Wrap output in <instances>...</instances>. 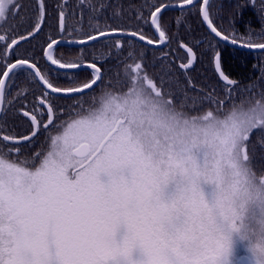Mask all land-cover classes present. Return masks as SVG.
I'll return each instance as SVG.
<instances>
[{
	"label": "snow or ice",
	"instance_id": "1",
	"mask_svg": "<svg viewBox=\"0 0 264 264\" xmlns=\"http://www.w3.org/2000/svg\"><path fill=\"white\" fill-rule=\"evenodd\" d=\"M170 7L204 28L221 94L187 76L197 55L183 40L178 69L163 51L151 63L145 51L121 58L125 43L166 46ZM22 8L0 0V264H264V92L237 103L253 86L240 89L216 50L224 42L264 51V0H237L243 30L233 13L227 29L218 25L222 9L213 12L210 0H145L126 9L107 0L71 7L57 0L50 9L34 0L26 16ZM174 23L193 32L187 17ZM45 27L43 42L32 44ZM100 42L115 49L107 69L101 65L112 53L104 61L55 55L63 44L83 50ZM157 63L158 72L147 71ZM18 79L39 90L30 110L17 107L26 100L19 90L7 101L26 133L6 130L5 102Z\"/></svg>",
	"mask_w": 264,
	"mask_h": 264
},
{
	"label": "trees",
	"instance_id": "2",
	"mask_svg": "<svg viewBox=\"0 0 264 264\" xmlns=\"http://www.w3.org/2000/svg\"><path fill=\"white\" fill-rule=\"evenodd\" d=\"M137 1L140 3L137 4ZM174 1V0H171ZM177 1V0H176ZM57 0H46V3L49 5V8L51 9L52 6L55 5ZM107 2L111 3L110 0H107ZM145 0H125L123 2V6L126 9L128 7L129 3H132L136 6H140L144 4ZM240 2H243V0H240ZM19 3L23 5V8L21 10V15L26 16L31 14V5L34 3V0H19ZM71 4H75L76 0H71ZM237 3V0H221L217 2L212 1L211 5L214 8H219L222 9L220 12V15L222 16V19H217V23L220 24L223 28L227 29L228 28V19H229V13H233L237 15V20H236V26L237 28L242 29V21L239 19V14L236 13L234 5ZM72 6V5H71ZM79 11V10H77ZM113 8H107L103 10L100 20L101 23H103V20L106 16H110L112 14ZM125 15L127 13L125 12ZM188 15V12H186V15L184 17L188 18L189 23L191 24V27L194 25L193 32L189 34L187 31V26L180 27L177 29L175 25V20L178 18L177 12L176 11H167L163 13V23L165 26L171 25L170 27H167V33L169 40L166 43V46L161 49L157 50L154 48L147 47V49L144 48V45L139 44V43H133V44H124V52L120 54L122 59H125L127 57V54L129 51H132L135 53L133 59L138 58L139 53L142 51L146 52V60L145 63H151L154 57H159L161 54V51L169 53V60H175V67L178 69L177 64L181 62L186 61V57L179 51L177 45L183 40L185 43L188 45L191 43L188 41V36L190 35H195L196 37L202 38V35L204 33H200V30L202 32L203 28L200 26L198 23V19H190ZM244 17L247 19L248 16L251 15L250 12L245 11L244 12ZM182 17V18H184ZM10 19V18H9ZM78 19V15L76 18L69 17L68 19V24L69 25H74L76 23V20ZM13 20V19H12ZM192 21L194 23H192ZM85 23H87V10H85ZM49 28L45 27L44 33H42L37 39L32 40L31 42L34 43H42L43 40L46 37V34L49 32ZM147 36H150L151 33L147 32L145 33ZM78 35V34H76ZM255 42L259 43L260 40L256 39L254 37ZM202 46L196 45V41H193V46L196 45L198 48L196 53H197V61L195 63V67L190 70L189 73H187V76H189L192 81L194 82L195 86L197 88H205L206 91H211L213 88H215L217 94H221L224 89H223V84L221 81L218 79L217 75L215 74V71L213 69V64L211 63L210 57L213 54L212 50L209 49L208 44L209 40L207 38ZM215 44V41L212 42ZM37 44V45H38ZM99 44L94 45V47H85L83 50L81 48H70V47H57L55 49V55L58 57H63L64 59H75L77 57L83 56L86 59H92L93 54L95 57L99 55V52L97 49H99ZM217 51L222 52V67L223 70L225 71L226 74L230 76V78L235 79L239 82V88L244 89L246 86H253L252 87V92L251 94L247 92H241L239 95H237L234 99L237 103L241 99H258L260 98V93L264 92V79H261V77H264V56L262 53L258 52H246L242 50H237V49H231L229 47L223 46L219 43V45L216 47ZM103 51V50H102ZM110 53L113 54V59L108 60L106 62V65L104 69L109 68L115 59V50L111 51ZM109 53V54H110ZM109 54H104L102 57L104 58L105 55L108 56ZM125 62L130 63L131 61L126 60ZM147 71L150 73L158 72L159 71V63H157L156 67H148ZM86 75V73L81 72L80 73V78H83ZM109 75H115V72L113 71L112 73H106L105 78H104V83L106 84L108 82ZM180 80H184V76L181 75ZM18 82V80H17ZM16 82V84H17ZM20 85V83H19ZM13 87L11 92L7 94L6 102H5V109L7 110V121H8V128L6 129L7 131H11L14 133H26V130L28 128V124L24 123L19 117L14 115V112L11 108H8L7 106V101H10L17 95V91L19 90L22 93H26V100H17L16 104L17 107L22 104V103H28L29 104V110L31 108V105L34 103L32 96L35 94V96H38L39 91L36 86L32 87V84L30 85V88H22V87ZM103 86V85H102ZM180 87L183 88L184 84L181 83ZM100 88L96 89V93H99ZM189 95H194V93L189 92ZM86 101H90L91 99V94L88 96H85L83 98ZM57 105H67L70 103V101H67L62 98H58L57 101L55 102ZM230 106V105H229ZM87 107V105H85ZM205 110H207V106H205ZM193 115L197 114L195 112L192 113ZM259 133H257V136L254 137L256 139L258 137Z\"/></svg>",
	"mask_w": 264,
	"mask_h": 264
},
{
	"label": "flooded vegetation",
	"instance_id": "3",
	"mask_svg": "<svg viewBox=\"0 0 264 264\" xmlns=\"http://www.w3.org/2000/svg\"><path fill=\"white\" fill-rule=\"evenodd\" d=\"M111 1V4L113 5V6H118V5H122L123 4V2L125 1V0H110ZM212 1H214V2H217L218 3V1H221V0H210V3H212ZM227 1V0H226ZM71 2V0H69V4H70V7H71V5H73V4H71L70 3ZM160 2H163V3H168V4H172V5H178V2H179V0H174V1H171V0H150V2L149 3H160ZM138 3H140V1L138 2ZM212 6V5H211ZM217 10V8H214V7H212V11L213 12H215ZM145 11H147V9H145ZM176 12H177V16L178 17H180V18H182V17H184L185 15H186V12H183V11H181L180 9H178V10H175ZM187 16H189V14L187 15ZM194 16V17H193ZM191 15V16H189L190 17V19H192V17H193V19H196V16L195 15ZM18 21H19V17L16 19V20H12L11 18L8 20V22H7V24L8 25H15V24H17L18 23ZM192 23H194L193 21H192ZM218 24V23H217ZM218 25H220V24H218ZM5 27H7V25H5ZM203 28V27H202ZM192 29H194V25H193V27H192ZM20 31H23V29H20ZM205 32V30H204V28H203V30H202V32H201V30H200V33H204ZM195 36V35H194ZM150 38H154L155 39V37H152V35H150L149 36ZM202 39L204 40V42L203 43H201V44H198L197 42H196V45H199V46H202L205 42H207L206 40H207V38H206V36L205 35H202ZM188 41H190L191 43L189 44V46H192V47H194V50H195V52L197 51V47H196V45L195 46H193V41H196V39H193V35H190V36H188ZM32 44H38V43H35V41H34V43L33 42H31ZM111 43H113V42H109V45L111 44ZM97 44H99V45H101V46H99V49H97L98 51H100L99 52V55H97L96 56V59H97V61H104L105 60V58L106 57H108V56H106L105 55V57L103 58L102 56L104 55V54H109L111 51H114L115 49L114 48H111L110 46H106L105 44H104V42H100V43H97ZM96 44V45H97ZM221 45H223L224 46V44H222V43H220ZM155 45H158V44H155ZM179 45H180V43L177 45V47H178V49H179V51L186 57V53L179 47ZM26 47L27 46H29V45H25ZM160 46V45H159ZM60 47H64V48H66L67 47V44H64V45H62V46H60ZM165 46H163L162 48H160V49H158V50H161V49H163ZM232 49V48H231ZM103 50V51H102ZM196 55H197V53H196ZM262 55L264 56V52L262 53ZM186 62V61H185ZM178 64H180V63H178ZM177 64V65H178ZM105 65H106V63H103L102 65H101V67H102V69H104V67H105ZM19 83H20V85H19ZM18 85H19V87H22V88H30V85L31 84H29V83H26L25 81H23L22 79H18V82H17V84H16V87H18ZM32 87H34V85H32ZM97 89H99V88H97ZM38 93V95H39V91H37ZM35 96V94L32 96V98ZM56 101H57V99H56ZM55 101V102H56ZM33 102H35V100L33 99Z\"/></svg>",
	"mask_w": 264,
	"mask_h": 264
},
{
	"label": "water",
	"instance_id": "4",
	"mask_svg": "<svg viewBox=\"0 0 264 264\" xmlns=\"http://www.w3.org/2000/svg\"><path fill=\"white\" fill-rule=\"evenodd\" d=\"M179 9V7H170L168 10H178ZM138 39V38H137ZM140 43H146V42H140ZM223 44H225V45H227V46H229V47H231V48H235V49H239V50H244V51H253V52H262V51H260V50H248V49H243V48H237V47H234V46H232L230 43H228V44H226V43H224V42H222ZM64 45V44H63ZM62 46V45H61ZM151 47H155V48H159V47H161V46H159V45H150ZM185 53H186V50H184V49H182ZM214 70H215V67H214ZM216 72V71H215ZM216 75L218 76V74L216 73ZM219 78V77H218ZM220 80V79H219ZM221 81V80H220ZM222 82V81H221ZM223 83V82H222Z\"/></svg>",
	"mask_w": 264,
	"mask_h": 264
},
{
	"label": "rangeland",
	"instance_id": "5",
	"mask_svg": "<svg viewBox=\"0 0 264 264\" xmlns=\"http://www.w3.org/2000/svg\"><path fill=\"white\" fill-rule=\"evenodd\" d=\"M213 69H214V65H213Z\"/></svg>",
	"mask_w": 264,
	"mask_h": 264
}]
</instances>
